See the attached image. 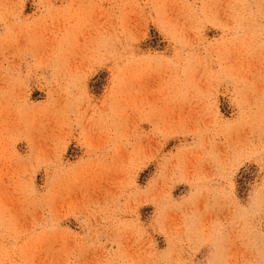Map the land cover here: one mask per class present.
I'll return each mask as SVG.
<instances>
[{
	"label": "rangeland",
	"instance_id": "obj_1",
	"mask_svg": "<svg viewBox=\"0 0 264 264\" xmlns=\"http://www.w3.org/2000/svg\"><path fill=\"white\" fill-rule=\"evenodd\" d=\"M0 264H264V0H0Z\"/></svg>",
	"mask_w": 264,
	"mask_h": 264
}]
</instances>
